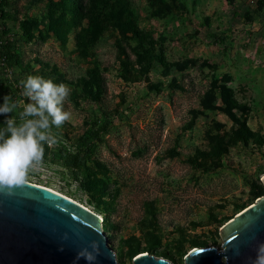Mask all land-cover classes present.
Instances as JSON below:
<instances>
[{"label":"rangeland","instance_id":"1","mask_svg":"<svg viewBox=\"0 0 264 264\" xmlns=\"http://www.w3.org/2000/svg\"><path fill=\"white\" fill-rule=\"evenodd\" d=\"M0 173L96 213L118 263L184 264L264 194V0H9Z\"/></svg>","mask_w":264,"mask_h":264},{"label":"water","instance_id":"2","mask_svg":"<svg viewBox=\"0 0 264 264\" xmlns=\"http://www.w3.org/2000/svg\"><path fill=\"white\" fill-rule=\"evenodd\" d=\"M264 185V175L261 177ZM220 248L194 247L184 264H264V194L219 228ZM133 264H171L141 252ZM0 264H120L99 216L39 184L0 173Z\"/></svg>","mask_w":264,"mask_h":264},{"label":"trees","instance_id":"3","mask_svg":"<svg viewBox=\"0 0 264 264\" xmlns=\"http://www.w3.org/2000/svg\"><path fill=\"white\" fill-rule=\"evenodd\" d=\"M8 1L9 0H0V19H1V15H3L4 13L3 7L8 4ZM16 59H17V54L12 50H10L9 46L6 45V40H4L3 42L1 41L0 61H2L6 67L11 68L15 64Z\"/></svg>","mask_w":264,"mask_h":264},{"label":"bare ground","instance_id":"4","mask_svg":"<svg viewBox=\"0 0 264 264\" xmlns=\"http://www.w3.org/2000/svg\"><path fill=\"white\" fill-rule=\"evenodd\" d=\"M7 176H9V175H7ZM40 186H44V185H40ZM44 187H46V188H49V189H51V190H53V191H55V192H58V191H56V190H54V189H52V188H50V187H47V186H44ZM59 193V192H58ZM61 194V193H60ZM63 195V194H62ZM239 213V212H238ZM237 213V214H238ZM102 228V227H101Z\"/></svg>","mask_w":264,"mask_h":264},{"label":"built area","instance_id":"5","mask_svg":"<svg viewBox=\"0 0 264 264\" xmlns=\"http://www.w3.org/2000/svg\"><path fill=\"white\" fill-rule=\"evenodd\" d=\"M0 63H1L2 65H4L2 61H0ZM5 67H6V66H5ZM6 68H7V67H6Z\"/></svg>","mask_w":264,"mask_h":264}]
</instances>
